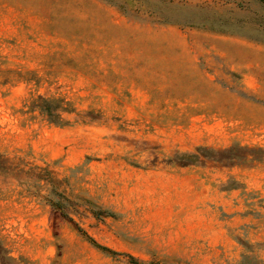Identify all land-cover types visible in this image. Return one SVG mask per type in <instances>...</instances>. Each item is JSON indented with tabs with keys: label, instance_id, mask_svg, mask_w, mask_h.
<instances>
[{
	"label": "rangeland",
	"instance_id": "1",
	"mask_svg": "<svg viewBox=\"0 0 264 264\" xmlns=\"http://www.w3.org/2000/svg\"><path fill=\"white\" fill-rule=\"evenodd\" d=\"M0 264H264V0H0Z\"/></svg>",
	"mask_w": 264,
	"mask_h": 264
},
{
	"label": "trees",
	"instance_id": "2",
	"mask_svg": "<svg viewBox=\"0 0 264 264\" xmlns=\"http://www.w3.org/2000/svg\"><path fill=\"white\" fill-rule=\"evenodd\" d=\"M39 99L41 100V104H40L41 110L43 112H46V114L49 116L51 120H56L57 119L56 108L58 107L57 104H54L52 100L43 97H39ZM95 244L102 249L111 250L106 246L100 245L98 243Z\"/></svg>",
	"mask_w": 264,
	"mask_h": 264
},
{
	"label": "crops",
	"instance_id": "3",
	"mask_svg": "<svg viewBox=\"0 0 264 264\" xmlns=\"http://www.w3.org/2000/svg\"><path fill=\"white\" fill-rule=\"evenodd\" d=\"M240 64H241V68H243V67H248L249 68L250 62L249 61H243V60L241 61L240 60ZM255 67L258 68V66H255Z\"/></svg>",
	"mask_w": 264,
	"mask_h": 264
}]
</instances>
